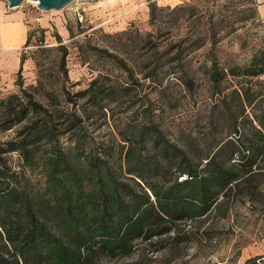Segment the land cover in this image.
Wrapping results in <instances>:
<instances>
[{
    "label": "trees",
    "instance_id": "16d2710c",
    "mask_svg": "<svg viewBox=\"0 0 264 264\" xmlns=\"http://www.w3.org/2000/svg\"><path fill=\"white\" fill-rule=\"evenodd\" d=\"M217 1L205 0L200 10L190 6L192 39L171 47L176 52L168 62L158 56L166 46L158 45L144 74L150 92L161 85L164 67L189 90L201 74L215 92H228L210 121L212 134L220 136L206 150L177 146L152 119L128 123L129 133L118 142L89 132L88 121L106 119L107 107L129 99L137 85L133 69L114 54L108 56L126 72L123 78L99 72L87 88L71 92L65 87L68 48L60 43L49 49L53 62L38 66L34 84L17 82L18 92L0 97V264H102V258L129 257L138 240H175L187 220L215 212L224 217L235 193L248 198L243 189L249 182L263 183L264 79L258 78L264 76V31L248 58L220 62L216 51L225 37L260 21L257 3ZM30 40L29 33L26 45ZM199 49L207 61L196 69L189 57ZM227 80L231 85L221 87Z\"/></svg>",
    "mask_w": 264,
    "mask_h": 264
},
{
    "label": "rangeland",
    "instance_id": "374dc122",
    "mask_svg": "<svg viewBox=\"0 0 264 264\" xmlns=\"http://www.w3.org/2000/svg\"><path fill=\"white\" fill-rule=\"evenodd\" d=\"M201 1L143 0L133 8L111 0H75L60 10L42 11L33 0H25L16 9L24 13L31 40L19 53L24 59L21 73L0 74V97L18 92L17 82H22L24 87L34 84L38 66L53 62L54 53L49 49L60 43L68 48L69 81L65 87L71 92L87 88L99 72L123 78L126 72L108 56L114 54L133 69L137 85H133L129 99L107 107L106 119L95 115L90 120L93 124L88 121L89 132L96 139L118 142L129 133L128 123L134 125L152 119L177 146L206 150L214 136H220L219 132L212 134L210 121L221 109L220 98L228 92H215L201 74L196 75L194 88L189 90L170 67L160 70L161 85H153L157 87L153 92H150L151 79L144 77L149 72L146 66L150 52L158 45L166 46L158 56L168 62L176 52L171 47L178 48L179 40L192 39L195 16H190L189 8L195 6L200 10L205 0ZM254 1L260 21L251 19L248 31L239 30L217 44L220 62L248 58L250 45L260 39L264 31V0ZM217 2L223 4L225 0ZM203 50L189 57L193 68L198 69L199 64L207 61ZM258 79L263 80L264 76ZM229 82L223 81L221 87L230 86ZM79 102L83 105L84 100ZM83 107L92 110L91 106ZM11 157L14 161L17 159L15 154ZM261 164L264 167V161ZM255 188H264V181L262 184L258 180L249 182L247 189H243L244 193L248 191V198L235 193L224 217L215 212L198 220H187L182 223L184 231L175 240L165 237L152 238L146 243L138 240L132 255L102 258V264H264V194Z\"/></svg>",
    "mask_w": 264,
    "mask_h": 264
},
{
    "label": "crops",
    "instance_id": "0c3cea01",
    "mask_svg": "<svg viewBox=\"0 0 264 264\" xmlns=\"http://www.w3.org/2000/svg\"><path fill=\"white\" fill-rule=\"evenodd\" d=\"M115 3H126L128 7L139 5L143 0H111ZM153 1V0H152ZM165 3L173 0H160ZM28 25L24 13L16 8L8 9L0 1V74H13L20 67V51L25 47L28 38Z\"/></svg>",
    "mask_w": 264,
    "mask_h": 264
},
{
    "label": "water",
    "instance_id": "95a60500",
    "mask_svg": "<svg viewBox=\"0 0 264 264\" xmlns=\"http://www.w3.org/2000/svg\"><path fill=\"white\" fill-rule=\"evenodd\" d=\"M7 2L8 7L10 9L17 8L20 6L25 0H4ZM37 1V8L42 11L48 10H60L64 8L67 4L75 0H33ZM86 1H94V0H86Z\"/></svg>",
    "mask_w": 264,
    "mask_h": 264
},
{
    "label": "bare ground",
    "instance_id": "6f19581e",
    "mask_svg": "<svg viewBox=\"0 0 264 264\" xmlns=\"http://www.w3.org/2000/svg\"><path fill=\"white\" fill-rule=\"evenodd\" d=\"M33 3L37 4V1H33Z\"/></svg>",
    "mask_w": 264,
    "mask_h": 264
},
{
    "label": "built area",
    "instance_id": "2783aa9c",
    "mask_svg": "<svg viewBox=\"0 0 264 264\" xmlns=\"http://www.w3.org/2000/svg\"><path fill=\"white\" fill-rule=\"evenodd\" d=\"M7 3V2H6ZM7 5V7H8V4H6ZM8 9H10L9 7H8Z\"/></svg>",
    "mask_w": 264,
    "mask_h": 264
}]
</instances>
